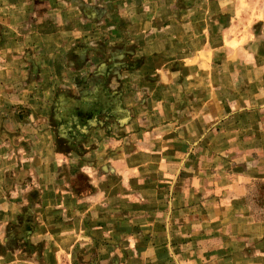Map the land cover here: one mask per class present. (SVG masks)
Segmentation results:
<instances>
[{"label":"crops","instance_id":"0c3cea01","mask_svg":"<svg viewBox=\"0 0 264 264\" xmlns=\"http://www.w3.org/2000/svg\"><path fill=\"white\" fill-rule=\"evenodd\" d=\"M263 180L264 0H0V264H264Z\"/></svg>","mask_w":264,"mask_h":264},{"label":"rangeland","instance_id":"374dc122","mask_svg":"<svg viewBox=\"0 0 264 264\" xmlns=\"http://www.w3.org/2000/svg\"><path fill=\"white\" fill-rule=\"evenodd\" d=\"M61 137L60 139H63ZM74 170L76 172V169ZM77 173L78 172H76V174ZM83 179L84 178H82L79 181L80 183L79 182L78 183L81 184V186H85L86 188L84 190H87L88 188L84 183ZM77 185L78 184L76 183L75 186ZM246 204L252 210L254 218L264 223V180L254 184L252 190L250 191V195L246 200Z\"/></svg>","mask_w":264,"mask_h":264},{"label":"trees","instance_id":"16d2710c","mask_svg":"<svg viewBox=\"0 0 264 264\" xmlns=\"http://www.w3.org/2000/svg\"><path fill=\"white\" fill-rule=\"evenodd\" d=\"M72 105L75 106L76 109L79 108V107H78V106H79L78 104H72Z\"/></svg>","mask_w":264,"mask_h":264}]
</instances>
